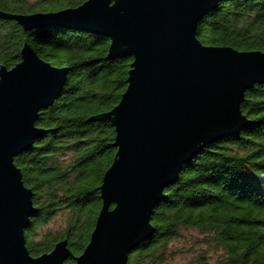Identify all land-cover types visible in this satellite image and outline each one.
I'll list each match as a JSON object with an SVG mask.
<instances>
[{"label":"water","instance_id":"obj_1","mask_svg":"<svg viewBox=\"0 0 264 264\" xmlns=\"http://www.w3.org/2000/svg\"><path fill=\"white\" fill-rule=\"evenodd\" d=\"M221 1L87 0L53 12H0L27 31L103 34L111 40L108 58H133L120 102L91 118L111 122L117 152L99 186L102 207L90 241L75 264H128L129 254L156 233L153 212L184 164L251 124L242 104L247 91L264 84V51L198 38L202 19ZM68 74L27 42L18 64L0 68V264H63L73 256L67 239L40 256L29 252L25 232L37 208L15 164L44 135L36 122L61 96Z\"/></svg>","mask_w":264,"mask_h":264},{"label":"trees","instance_id":"obj_2","mask_svg":"<svg viewBox=\"0 0 264 264\" xmlns=\"http://www.w3.org/2000/svg\"><path fill=\"white\" fill-rule=\"evenodd\" d=\"M85 1L0 0V12H53ZM198 38L208 46L264 51V0L221 1L202 19ZM26 42L44 61L69 70L61 96L36 122L44 135L15 159L37 208L25 232L27 248L40 256L67 239L73 256L63 264H75L90 241L102 207L99 186L117 152L111 122L91 118L120 102L133 58H108L111 40L103 34L27 31L0 18V68L18 64ZM242 112L251 124L206 147L165 189L151 217L156 233L129 254L128 264H164L183 229L200 232L223 252L217 264H264V84L247 91ZM60 213L62 230L42 229ZM199 264L208 263L202 258Z\"/></svg>","mask_w":264,"mask_h":264},{"label":"rangeland","instance_id":"obj_3","mask_svg":"<svg viewBox=\"0 0 264 264\" xmlns=\"http://www.w3.org/2000/svg\"><path fill=\"white\" fill-rule=\"evenodd\" d=\"M64 223L65 214L60 213L42 229L58 232ZM222 255L220 249L205 241V235L193 229H183L180 236L170 244L168 259L164 264H199L202 258L208 264H217Z\"/></svg>","mask_w":264,"mask_h":264}]
</instances>
